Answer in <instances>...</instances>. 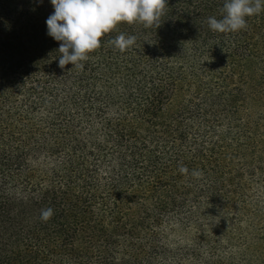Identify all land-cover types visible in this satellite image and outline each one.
Returning a JSON list of instances; mask_svg holds the SVG:
<instances>
[{
    "label": "trees",
    "instance_id": "obj_1",
    "mask_svg": "<svg viewBox=\"0 0 264 264\" xmlns=\"http://www.w3.org/2000/svg\"><path fill=\"white\" fill-rule=\"evenodd\" d=\"M223 3L60 68L49 0H0V264H264V11L213 31Z\"/></svg>",
    "mask_w": 264,
    "mask_h": 264
},
{
    "label": "clouds",
    "instance_id": "obj_2",
    "mask_svg": "<svg viewBox=\"0 0 264 264\" xmlns=\"http://www.w3.org/2000/svg\"><path fill=\"white\" fill-rule=\"evenodd\" d=\"M53 12L46 18L47 35L60 42L58 66L83 67L81 61L87 53L100 45L102 34L109 32L118 22L142 23L150 27L159 21L165 0H49ZM264 11V0H224L223 16L208 17L207 24L213 31L236 32L246 27V17ZM135 41L134 36L117 35L111 43L124 51ZM210 70V69H209ZM181 173L188 170L179 167ZM193 176H199L193 171ZM52 209L42 210L41 219L48 220Z\"/></svg>",
    "mask_w": 264,
    "mask_h": 264
},
{
    "label": "rangeland",
    "instance_id": "obj_3",
    "mask_svg": "<svg viewBox=\"0 0 264 264\" xmlns=\"http://www.w3.org/2000/svg\"><path fill=\"white\" fill-rule=\"evenodd\" d=\"M246 227H247V225L244 226V230H245ZM224 230H230V229L227 228V227H224ZM260 230H261V232L264 231V229H260ZM251 232H252L251 229H248L247 231H245L246 234L247 233H250L251 234ZM233 236H237V235H233ZM217 237H218V238H216L217 239V243L220 245V249L222 250V252H221L222 257L223 258H226L228 256V253H229V254H234L233 260H235V261L239 260L240 259V255L236 251V248L235 247L238 246V248H239L241 244H237L236 237H234L235 238V241L232 242V244H230V243L228 244L227 242H224L225 240L221 239L219 236H217ZM172 239H174V238H172ZM260 247H261V244H260ZM198 263L199 262H197L196 264H198Z\"/></svg>",
    "mask_w": 264,
    "mask_h": 264
}]
</instances>
